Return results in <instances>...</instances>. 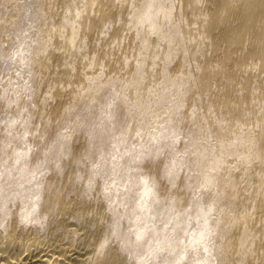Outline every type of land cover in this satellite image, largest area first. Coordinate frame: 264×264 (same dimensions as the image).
<instances>
[{
	"label": "bare ground",
	"instance_id": "1",
	"mask_svg": "<svg viewBox=\"0 0 264 264\" xmlns=\"http://www.w3.org/2000/svg\"><path fill=\"white\" fill-rule=\"evenodd\" d=\"M0 264H264V0H0Z\"/></svg>",
	"mask_w": 264,
	"mask_h": 264
}]
</instances>
